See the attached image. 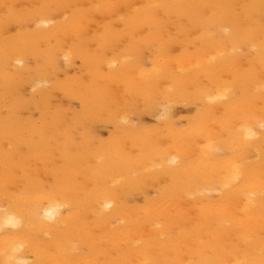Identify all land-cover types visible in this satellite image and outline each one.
Wrapping results in <instances>:
<instances>
[{"label": "bare ground", "instance_id": "1", "mask_svg": "<svg viewBox=\"0 0 264 264\" xmlns=\"http://www.w3.org/2000/svg\"><path fill=\"white\" fill-rule=\"evenodd\" d=\"M261 118L264 0H0V264H260Z\"/></svg>", "mask_w": 264, "mask_h": 264}, {"label": "snow or ice", "instance_id": "2", "mask_svg": "<svg viewBox=\"0 0 264 264\" xmlns=\"http://www.w3.org/2000/svg\"><path fill=\"white\" fill-rule=\"evenodd\" d=\"M5 9L8 10V15H16V6L15 5H8L5 4L3 6ZM46 7V6H41ZM151 7H158V6H151ZM55 21L50 18H40L39 23H37V27L44 25L45 27L54 24ZM67 59V57H65ZM42 86V85H38ZM225 98V93H218L215 97L210 96L209 102L220 101ZM259 128V135L253 131V126L248 123H242L240 128L236 129V133L238 136L242 134V143L252 141L253 139H260L264 140V118H261L258 124ZM172 163H176L174 159ZM48 209L44 212V218L49 220H54L55 217L53 213L61 207L55 200V196L50 194L48 196ZM111 205L108 203L104 204V208H110ZM4 217L0 220V230H4L11 226L12 228H17L20 225V220L16 218L14 215H9L7 209L3 210ZM29 243V238L25 235L19 238V243L11 248V255L8 256V259L4 262V264H29L28 261L23 259H18V255L23 252L27 244ZM7 254V250H6ZM31 264H48V262L44 260H36L32 261ZM260 264H264V260L260 262Z\"/></svg>", "mask_w": 264, "mask_h": 264}, {"label": "rangeland", "instance_id": "3", "mask_svg": "<svg viewBox=\"0 0 264 264\" xmlns=\"http://www.w3.org/2000/svg\"><path fill=\"white\" fill-rule=\"evenodd\" d=\"M104 132V131H103Z\"/></svg>", "mask_w": 264, "mask_h": 264}]
</instances>
